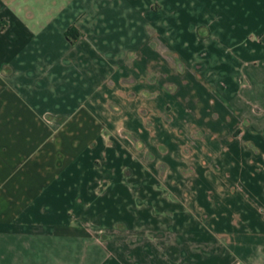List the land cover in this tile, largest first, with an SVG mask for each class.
<instances>
[{"label": "crops", "instance_id": "crops-1", "mask_svg": "<svg viewBox=\"0 0 264 264\" xmlns=\"http://www.w3.org/2000/svg\"><path fill=\"white\" fill-rule=\"evenodd\" d=\"M150 92L216 143L205 214L122 201L112 128L159 139L125 97ZM0 264H264V0H0Z\"/></svg>", "mask_w": 264, "mask_h": 264}, {"label": "rangeland", "instance_id": "rangeland-1", "mask_svg": "<svg viewBox=\"0 0 264 264\" xmlns=\"http://www.w3.org/2000/svg\"><path fill=\"white\" fill-rule=\"evenodd\" d=\"M152 71L153 69L150 67L148 71L149 76L146 72L147 81H153L151 74ZM164 75L165 73L161 71V73H158V75L155 76L162 78ZM134 81L135 79H128L130 85L131 83H134ZM163 87L167 88L168 85L163 84ZM133 92L136 93V89H133ZM125 97L129 98L130 102L132 103H135L137 100L139 102H142V100L144 101L146 111L143 116V123L145 128L149 130L150 136L154 133L157 134L158 131H160L161 135L159 139L156 137L154 141L150 139L149 141H144V143H142V140L138 141L139 137L135 128L126 126H114L112 128L113 152H115V154L118 152L120 153V150L117 148V145L120 146L118 140L123 142L124 146H122L128 152V156H126V158L128 157V161L126 160L127 162H123V174L121 176L122 182L124 183V186H126V191L124 194H122V201H129L130 204L134 202L137 204V202L147 201L151 198L149 197V194H151L153 184V188L159 190L158 196L156 195L157 193H155V200L157 197L161 198L162 201L163 199H175L184 202V199H186L187 203L184 205V207L187 212L198 215L205 214V211H203L199 203L201 198L204 199H202L203 201H205L206 198L210 200L216 198L217 183L215 178L217 177V156L215 151L216 149H214L216 147V143L207 144L201 143L198 140L201 139L202 136H205V128L198 126L173 127L170 124L171 115L168 110V104L163 102L162 99L160 104L161 109L154 107V102L152 99H156L157 96L155 93H146L144 97L142 95H138L137 97V95L131 93L125 95ZM161 98H163V96H161ZM153 119L160 120V127L156 126V121ZM137 129L140 130L138 127ZM141 130H143V128H141ZM169 132L173 133L176 138L178 137L177 139H182L181 142L177 143L178 149L175 151L169 148V144L166 141L168 134H170ZM184 137L187 141H184ZM205 147L208 150V156L202 154V148L205 150ZM176 162H178L176 170L182 178L181 183L187 182L190 184L191 181L196 182L194 184V189H186V187L182 186L180 191H175L171 188V186H174L179 180L178 179L175 181L173 178L174 170L172 167L175 166L173 163ZM137 163H139L146 171L149 170V172L138 176V174L135 172L136 170L134 169V165H137ZM202 167L207 169V173H205V175L201 174L200 169ZM186 178L187 180H185ZM207 179L208 181L212 182V185H209V188L213 190H205L204 188L206 186L204 184L201 187L196 185L197 183ZM103 182L115 183L114 180L109 181L108 176H103L98 179V183ZM204 183H206V181ZM100 192H102V190H98V193ZM229 192L231 191L229 190ZM123 209L125 211L124 207ZM157 214H165L164 209L160 208V210L157 211ZM119 226H124V224L120 223ZM130 229H132V227H130ZM140 229L145 230L146 226H142Z\"/></svg>", "mask_w": 264, "mask_h": 264}, {"label": "trees", "instance_id": "trees-1", "mask_svg": "<svg viewBox=\"0 0 264 264\" xmlns=\"http://www.w3.org/2000/svg\"><path fill=\"white\" fill-rule=\"evenodd\" d=\"M65 35H66V38H68V40L73 41L75 38L78 37L79 34L77 31L76 33H74V29L70 27L65 31Z\"/></svg>", "mask_w": 264, "mask_h": 264}]
</instances>
